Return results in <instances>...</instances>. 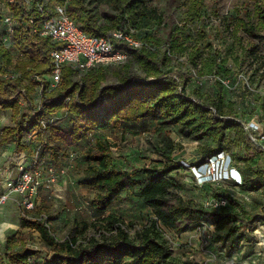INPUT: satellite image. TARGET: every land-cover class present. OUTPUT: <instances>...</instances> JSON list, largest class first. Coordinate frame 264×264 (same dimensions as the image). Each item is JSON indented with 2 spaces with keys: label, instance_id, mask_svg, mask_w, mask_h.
<instances>
[{
  "label": "trees",
  "instance_id": "obj_1",
  "mask_svg": "<svg viewBox=\"0 0 264 264\" xmlns=\"http://www.w3.org/2000/svg\"><path fill=\"white\" fill-rule=\"evenodd\" d=\"M45 1L66 3L69 18L88 36L101 38L117 29H132L134 38L143 45L132 48L118 43L116 49L127 57L120 65L99 66L82 74L64 66L57 86L49 90L35 79L51 72L49 53L53 49L49 39L33 32L45 19L34 7L36 0H32L29 11L17 1L0 0L14 22L11 48L16 51L19 67L17 79H0V110L10 112L11 122L0 132V145H14L15 151L21 153L27 150L25 142L34 133L37 144L45 140L44 154L48 146L45 137L70 149L90 132L153 120L159 127L162 143L156 148L160 156L156 166L121 170L110 156V145L98 140L93 149L85 152L87 166L83 179V185L95 192L90 206L97 213H104L124 192L137 189L142 203L151 209L152 218L134 238L121 219L108 215L94 223L84 222L80 231L61 242L55 239L47 219L22 218L19 226L37 232L52 254L38 263L34 252L8 238L6 256L0 257V264H180L171 257L163 229L177 234L189 232L195 219L211 224L215 233L223 232L229 225L244 224V212L235 214L226 207H203L184 201L179 195L182 185L171 175L183 168L171 159L175 150L172 133L202 142L201 164L228 153L231 165L241 176V187L257 190L264 186V150L251 142L250 134L244 130L247 122L240 120L233 105L224 101L220 94L222 87L219 85L215 98L188 92V83L194 76L177 67L185 54L195 63L193 53L199 51L195 45H189L192 37L189 24H196L197 36L202 41L207 36V19L213 13L202 10L204 0H162L157 9H148L144 0ZM252 1V11L245 18L240 15L235 18L232 33L259 37L264 32V0ZM0 56L5 67L13 65L7 49L1 47ZM5 74L11 73L2 75ZM214 79L217 78H209ZM35 95L40 112L33 101ZM21 99L24 107L19 104ZM60 111L64 113L60 119L70 118L71 128L62 130L55 126V121L42 126L45 117ZM231 134L237 152L225 147ZM51 151L55 155L58 149L52 147ZM253 156L259 157V165L256 163L254 168L250 166ZM249 171L256 175L253 183H249ZM219 197L235 205L228 196ZM90 227L97 236L80 242L77 234Z\"/></svg>",
  "mask_w": 264,
  "mask_h": 264
},
{
  "label": "rangeland",
  "instance_id": "obj_2",
  "mask_svg": "<svg viewBox=\"0 0 264 264\" xmlns=\"http://www.w3.org/2000/svg\"><path fill=\"white\" fill-rule=\"evenodd\" d=\"M144 3L148 9H157L162 6L163 1L144 0ZM253 4L252 0H204L202 10L213 13L207 19V36L202 41L197 36L196 24H189L192 28L189 45H195L199 51L193 53L195 63L185 54L179 59L177 67L194 76L188 83V92L197 91L201 95L215 98L220 85L222 98L237 109L239 119L243 122L252 119L264 132V32L259 37H250L243 32L232 33L237 15L245 18L252 11ZM3 15L4 10H0V38L4 31L1 22ZM9 49L13 65L5 67L0 56V76L8 71L11 74L18 72L16 51ZM213 76L217 79L210 81L209 78ZM33 101L35 105L38 103V95L33 97ZM63 114L61 111L57 112L45 117V121L49 123L52 117H56L58 120L55 121V126L68 130L71 128V120L60 119ZM9 122L10 112L0 110V131ZM158 128L155 121L144 120L123 124L114 130L90 132L69 152L61 144L45 137L48 146L44 153L43 169L54 167L56 181L49 188L39 189L35 210L31 213H24L17 206L14 195L0 206V223L4 224L0 225V231L5 227L4 234L0 236V257L6 256L8 238L16 241L20 247L34 252V259L38 263L52 254L37 232L19 226L22 218L47 219L55 239L61 242L66 237L74 236L84 222L94 223L108 215H114L124 222L126 231L134 238L152 218L151 209L142 203L135 189L124 192L104 213H97L90 206L95 192L83 185L87 166L85 152L93 149L98 140L105 141L110 145L109 153L113 162L121 170L132 171L156 166L160 160L156 148L159 149L162 145ZM170 138L175 145L171 159L183 167L171 174L182 185L179 193L182 199L193 201L197 206L226 207L230 213L244 212L246 215L244 224L229 225L221 233H215L211 224L201 223L196 219L193 230L189 232L177 234L163 229V237L171 257L180 264H264V186L257 190L241 187V179L237 174L234 175L235 171L231 175V169L235 168L230 163L228 153H222L219 157L217 155L201 164L202 142L183 139L172 133ZM232 139V134L227 136L225 147L237 152L238 147ZM36 140V136H32L25 142L29 154L24 163L29 161L37 144ZM52 147L58 149L55 155H52ZM252 158L250 166L254 168L256 163L259 165V157ZM9 161L11 162L10 159L3 160L0 164H7ZM8 169L9 172L12 171L11 174L17 173L13 166ZM247 177L249 183L257 180L251 171ZM0 182V191H7L4 179L0 178ZM219 195L228 196L235 205L225 202ZM92 236H97L92 227L77 234L80 242Z\"/></svg>",
  "mask_w": 264,
  "mask_h": 264
},
{
  "label": "built area",
  "instance_id": "obj_3",
  "mask_svg": "<svg viewBox=\"0 0 264 264\" xmlns=\"http://www.w3.org/2000/svg\"><path fill=\"white\" fill-rule=\"evenodd\" d=\"M14 1L19 2L26 11L32 8V0H9L10 3ZM34 7L40 12L41 17H45V19L40 22L39 27L33 29V32L38 33L42 38L49 39L53 45V49L49 53L52 65L51 72L35 78L37 81L44 83L49 90L57 86L64 66H70L74 71L82 74L99 66L120 65L126 61L127 57L116 49L118 43H124L132 48H139L143 45L140 40L134 38L135 31L132 29L129 31L117 29L101 38L88 36L69 18L66 11V3H47L45 0H36ZM0 8V10H4L1 20L4 25V31L0 44L2 48L9 49L12 47L10 36L14 22L9 11L1 4ZM30 21L32 22V20ZM18 77L19 75L14 73L1 75L0 79L10 78L14 80ZM19 104L22 107L25 106L22 99ZM36 110L38 112L41 111L39 101ZM56 120H58L56 117H52L49 123ZM41 123L42 126L46 127L48 122L43 120ZM244 130L250 134L251 142L264 150V145H262L264 143V132L260 130V127L250 122L244 124ZM32 136H34V133H32ZM32 136H29L28 140ZM44 145L45 140L44 143L35 146L29 163L17 166L16 178L7 177V191L0 196V206L11 195H17V206L24 213H31L35 210L39 189L41 187L49 188L56 181L57 173L54 167L48 166L45 170L43 169L45 163ZM219 156H222V153ZM233 170L235 171L234 175L237 174V171Z\"/></svg>",
  "mask_w": 264,
  "mask_h": 264
},
{
  "label": "crops",
  "instance_id": "obj_4",
  "mask_svg": "<svg viewBox=\"0 0 264 264\" xmlns=\"http://www.w3.org/2000/svg\"><path fill=\"white\" fill-rule=\"evenodd\" d=\"M0 28H1V25H0ZM1 30V29H0ZM3 34V33H2ZM1 39V38H0ZM12 49V48H11ZM8 51H9V53L11 54V51H10V49H7ZM0 78H1V76H0ZM235 111L237 112V109H235ZM62 112V111H61ZM57 114V113H56ZM247 120V119H246ZM248 123H250V122H253V123H255L252 119H250V120H248L247 121ZM6 126H11V122H9L8 124L6 123L5 125H3V127L1 128V130L4 128V127H6ZM60 129H62V128H60ZM62 130H64V129H62ZM66 131V130H65ZM1 132V131H0ZM57 144H61V143H58L57 142ZM63 147H64V150H66V151H68V150H70L69 148H66L65 147V145H63V144H61ZM58 146V145H57ZM15 147H14V145H9V146H3V145H0V161L2 162L3 160L4 161H7V159H10L11 160V162L9 161V163H7L8 164V167H7V164H0V178L1 179H4V182L6 183V187H7V183H8V178L7 177H12V179H14V178H16V176H17V173L14 175V174H11L10 172H12V171H10L9 172V169L8 168H10L11 166H13V169L14 170H16L17 171V166L18 165H20V164H27V163H29L30 161H31V159H32V154H33V150H32V152H31V155H30V159H29V161L28 162H26V163H24V160H25V158H27V156H28V154H29V151H23V152H21V153H17L16 151H15V149H14ZM60 148V147H59ZM73 149V148H72ZM69 152V151H68ZM67 152V153H68ZM71 154V153H70ZM13 170V171H14ZM237 176H238V178H240L241 176L239 175V173L237 172ZM241 179V178H240ZM2 182V181H1ZM0 182V183H1ZM7 189V188H6ZM6 192V191H5ZM5 192H2V191H0V193L1 194H3V193H5ZM13 195H11L10 196V198L9 199H12L11 197H12ZM14 197H16L17 198V200H18V197H17V195H14ZM8 199V200H9ZM7 200V201H8ZM1 224H3V222H1L0 223V225ZM4 225V224H3ZM4 230H5V227H3V229L0 231V236H2V234H4Z\"/></svg>",
  "mask_w": 264,
  "mask_h": 264
}]
</instances>
